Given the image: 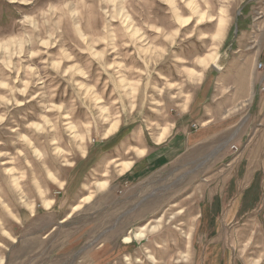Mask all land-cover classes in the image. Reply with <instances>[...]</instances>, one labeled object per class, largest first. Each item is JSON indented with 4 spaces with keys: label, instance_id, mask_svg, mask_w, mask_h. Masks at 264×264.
<instances>
[{
    "label": "rangeland",
    "instance_id": "1",
    "mask_svg": "<svg viewBox=\"0 0 264 264\" xmlns=\"http://www.w3.org/2000/svg\"><path fill=\"white\" fill-rule=\"evenodd\" d=\"M0 264H264V0H0Z\"/></svg>",
    "mask_w": 264,
    "mask_h": 264
},
{
    "label": "crops",
    "instance_id": "2",
    "mask_svg": "<svg viewBox=\"0 0 264 264\" xmlns=\"http://www.w3.org/2000/svg\"><path fill=\"white\" fill-rule=\"evenodd\" d=\"M195 111H196V108H194L192 110V112H195ZM195 115L194 114L188 115L187 116L188 119L181 121L179 126H178V129L173 133V135L168 137L169 139L167 140L166 144H163L164 146H161L159 150L153 151L151 149V147H149L148 149L142 148V147L140 149H138L142 153L139 154V156L137 158H140V160L144 159L145 163L142 164L141 166H139L137 170H133V171L131 170L130 172L128 170V172H126V173H129V174L132 173L134 175L140 174L141 168H144L145 165L149 164V166H152L154 163H158L162 160L164 161L165 158H166L165 162L161 163V164H163L162 166H166L167 164H169L168 160L170 159V157H167V155H163V152H167L168 150H172V152L176 153L186 143H190L189 142L190 138L199 136L200 132L199 131L196 132L197 130L189 131V132L186 131L188 129V126H189L188 122L190 120L195 119ZM205 123H206V121H205ZM153 143H155V145L158 146V144L160 142H158V143L153 142Z\"/></svg>",
    "mask_w": 264,
    "mask_h": 264
},
{
    "label": "bare ground",
    "instance_id": "3",
    "mask_svg": "<svg viewBox=\"0 0 264 264\" xmlns=\"http://www.w3.org/2000/svg\"><path fill=\"white\" fill-rule=\"evenodd\" d=\"M216 62H217V58L215 57L214 60L212 61V64H216ZM142 235L143 234L139 233V234H135L134 236L135 237H141ZM125 241L126 242H130L131 241V238L130 237L125 238Z\"/></svg>",
    "mask_w": 264,
    "mask_h": 264
}]
</instances>
